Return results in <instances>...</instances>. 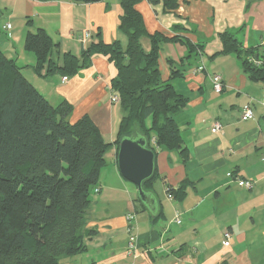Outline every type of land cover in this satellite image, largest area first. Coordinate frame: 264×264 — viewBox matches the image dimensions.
Here are the masks:
<instances>
[{
    "label": "crops",
    "instance_id": "crops-1",
    "mask_svg": "<svg viewBox=\"0 0 264 264\" xmlns=\"http://www.w3.org/2000/svg\"><path fill=\"white\" fill-rule=\"evenodd\" d=\"M0 6H4L2 17L8 10L5 22L0 19V49L13 52L8 56L14 60L20 58L18 52H30L24 49L23 39L38 27L51 37L55 60L66 51L79 56L90 41L97 40V32L105 43L126 44L118 28L122 13L118 0H0ZM135 8L148 33L184 37L201 48L182 62L187 49L180 41L161 43L158 53L163 80L169 76L168 60L182 69V75L171 82L187 98L174 116L187 156L183 160L176 150L157 149L158 176L147 191L148 202H143L136 186L121 176L113 144L86 211V226L94 233L85 237L83 252L60 263L264 264V79L249 78L235 53L220 52L224 32L241 48L264 44V0H171L168 6L163 0H140ZM7 23L10 28L4 29ZM84 31L91 37L82 44L77 36ZM142 42L148 49V40ZM16 44H21V50ZM33 55L30 52L32 61H24L21 67L29 69ZM114 74L113 64L97 54L66 80L55 71L44 77L34 75L32 83L51 103L66 100L72 105L70 122L87 114L104 141L112 143L122 115L119 103L110 99ZM213 74L223 80L219 93L212 89ZM245 105L251 107L253 117L243 120ZM214 121L221 124V131L211 130ZM237 179L253 181L252 188L239 185ZM182 183L179 199L167 197V187L175 189ZM128 213L135 216L134 255L127 253ZM225 231L231 236L227 247L222 245Z\"/></svg>",
    "mask_w": 264,
    "mask_h": 264
},
{
    "label": "trees",
    "instance_id": "trees-1",
    "mask_svg": "<svg viewBox=\"0 0 264 264\" xmlns=\"http://www.w3.org/2000/svg\"><path fill=\"white\" fill-rule=\"evenodd\" d=\"M138 1L118 0L122 9L118 28L126 37L125 45L119 40L105 43L97 32V40L90 41L79 56L66 51L55 60L54 44L43 28L28 31L23 39L24 49L35 56L30 67L39 76L55 71L73 75L97 54L113 64L110 89L119 97L122 115L112 143L104 141L87 114L70 122L72 105L66 100L51 103L0 49V264H61V258L85 250V237L94 233L86 226L91 192L106 152L113 144L117 150L122 137L141 135L155 155L161 148L176 150L186 159L174 116L187 98L171 82L182 75V69L168 60L169 76L163 80L158 53L161 43L180 41L187 49L182 62L201 48L184 37L148 33L135 8ZM170 2L163 0V5ZM220 37V52L235 53L249 78L264 79V44L241 48L229 33ZM249 57L262 63L256 66ZM157 176L155 167L143 181L145 191H150ZM183 188L184 183L175 189L167 187L166 192L179 199Z\"/></svg>",
    "mask_w": 264,
    "mask_h": 264
},
{
    "label": "water",
    "instance_id": "water-1",
    "mask_svg": "<svg viewBox=\"0 0 264 264\" xmlns=\"http://www.w3.org/2000/svg\"><path fill=\"white\" fill-rule=\"evenodd\" d=\"M94 2L98 0H83ZM155 153L147 148L143 136H125L118 144L116 163L121 176L137 188L138 198L148 202V192L143 189V181L153 175Z\"/></svg>",
    "mask_w": 264,
    "mask_h": 264
},
{
    "label": "built area",
    "instance_id": "built-area-1",
    "mask_svg": "<svg viewBox=\"0 0 264 264\" xmlns=\"http://www.w3.org/2000/svg\"><path fill=\"white\" fill-rule=\"evenodd\" d=\"M4 29H9L10 28V24H5L3 26ZM91 37V34L89 33V31H84L81 34H79L77 36L78 40L82 43L85 44L89 38ZM249 60L256 66H260V64L262 63V60L260 59H254L253 57H249ZM202 67L199 66L196 68V70L201 69ZM67 76H63L62 80H66ZM211 85H212V89L214 92L219 93L223 90V80L222 77L219 74H213L209 77ZM112 102H117L119 97L118 95L113 92L111 94L110 97ZM253 117V111L251 109V107L249 105H245L242 107L241 109V119L245 120L248 118ZM221 124L218 121H214L211 125V130L216 133L221 131ZM153 141V140H152ZM237 182L239 185L244 186L247 189L252 188L253 186V181L250 180H242V179H237ZM95 191H98V188L95 189ZM167 193V192H166ZM167 197L171 198L172 195H170L169 193H167ZM134 214L133 213H128L126 215V220L128 221L129 225L127 227V232H128V241H127V253L128 254H135V250H136V245H135V235L132 233V222L134 221ZM175 220L177 222H179L177 216L175 217ZM230 233L228 231L223 232V241H222V245L223 247H227L229 245L230 242Z\"/></svg>",
    "mask_w": 264,
    "mask_h": 264
},
{
    "label": "rangeland",
    "instance_id": "rangeland-1",
    "mask_svg": "<svg viewBox=\"0 0 264 264\" xmlns=\"http://www.w3.org/2000/svg\"><path fill=\"white\" fill-rule=\"evenodd\" d=\"M0 7L2 8V7H4V6H0ZM5 10H6V11H4V13H3V17L1 16L2 14L0 15V16L2 17V18L0 17V19H1V20H4V22H5V16H6L7 13H8V10H7V9H5ZM2 23H3V22H2ZM2 23H0V27H1ZM15 23H17V22H15ZM35 30H36V29H34L32 32H34ZM8 40H10V38H8ZM20 45H21V44H20ZM20 45H19V47H18L17 44H16L15 46L18 47V48L21 50V46H20ZM52 51H54V47H53L52 50H51V54H52V57L55 59L54 52H52ZM12 53H13V52L8 53V54L4 53V54L6 55L7 58H11V57H9L8 55H10V54L12 55ZM18 53H20V58H18V59L16 58V59H17L16 63L19 64L20 67H21V65H23L22 63H25L24 61L27 60V61H28L27 64H28L30 61H32V60H31V57H29V53H30V52H27V53H26V52H18ZM31 53H32V52H31ZM33 56H34V55H33ZM13 57H15V56L13 55ZM11 59H13V58H11ZM16 59H15V60H16ZM31 63H32V62H31ZM31 63H30V64H31ZM31 65H32V64H31ZM28 67H29V69H26V66H24V67L22 66V68H21V72H22V74H24V75L27 77V79H29V81H31V82H35V81H34V79H35V76H34V75H37V74L34 73L33 69H32L29 65H28ZM33 73H34V74H33ZM33 76H34V77H33ZM32 78H33V80H32ZM30 79H31V80H30ZM106 153H107V152H106ZM91 195H92V194H91ZM63 258H64V257H63ZM61 259H62V258H61Z\"/></svg>",
    "mask_w": 264,
    "mask_h": 264
}]
</instances>
